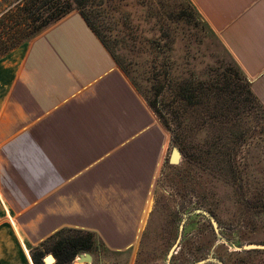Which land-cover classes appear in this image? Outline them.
Returning <instances> with one entry per match:
<instances>
[{"label": "crops", "instance_id": "crops-1", "mask_svg": "<svg viewBox=\"0 0 264 264\" xmlns=\"http://www.w3.org/2000/svg\"><path fill=\"white\" fill-rule=\"evenodd\" d=\"M190 1L264 106V0ZM1 60L0 264H34L64 228L133 247L165 156L152 111L77 11Z\"/></svg>", "mask_w": 264, "mask_h": 264}, {"label": "rangeland", "instance_id": "rangeland-1", "mask_svg": "<svg viewBox=\"0 0 264 264\" xmlns=\"http://www.w3.org/2000/svg\"><path fill=\"white\" fill-rule=\"evenodd\" d=\"M76 11L152 111L166 147L136 244L113 252L95 236L91 251L68 264H166L181 223L170 264L208 257L222 264H264V111L218 35L190 0H87L68 14ZM8 71L0 59V86ZM173 147L180 152L176 164L168 161ZM5 213L0 204V216ZM77 230L85 232L64 228L43 248ZM248 244L262 247L242 249ZM82 253L91 262L81 261Z\"/></svg>", "mask_w": 264, "mask_h": 264}, {"label": "trees", "instance_id": "trees-1", "mask_svg": "<svg viewBox=\"0 0 264 264\" xmlns=\"http://www.w3.org/2000/svg\"><path fill=\"white\" fill-rule=\"evenodd\" d=\"M86 1L87 0H0V59L13 49L31 39L34 35L40 33L49 25L66 16L72 9L81 8V6L85 5ZM80 15L99 38L87 17L81 13ZM100 41L106 48L104 42L101 39ZM248 92L252 95V99L255 100L256 104L264 111V106L253 93L251 85L248 88ZM154 111L156 110L154 109ZM173 140L179 144L180 134L176 133ZM59 231L57 232L59 233ZM57 232L54 234H57ZM77 232L79 234L68 238L61 237L57 241H53L54 243L49 247L43 248L45 243L54 235L53 234L38 246L33 247L30 250L33 263L45 264L43 262V255L47 252H51L56 259L52 264H68L78 253L91 251L93 237H95V235L89 231L82 232L77 230Z\"/></svg>", "mask_w": 264, "mask_h": 264}, {"label": "water", "instance_id": "water-1", "mask_svg": "<svg viewBox=\"0 0 264 264\" xmlns=\"http://www.w3.org/2000/svg\"><path fill=\"white\" fill-rule=\"evenodd\" d=\"M179 158H180V152L179 150L176 148V147H173L172 150H171V154H170V157L168 159L169 163L171 164H176L178 163L179 161ZM199 212V211H198ZM203 214H205L206 216L209 217V219L211 220L213 226L217 227V224L215 222V220L210 217L205 211L202 212ZM182 227H183V223H181L180 227H179V233H178V236H177V239H176V242L174 243V245L171 247V249L168 251V254H167V259H166V264H170V257L174 251V249L176 248L177 244L179 243L180 239H181V231H182ZM262 246L260 245H256V244H248V245H244L242 246V249H249V248H261ZM81 260H85V261H90L92 260V257L89 253H82V254H79L78 255ZM208 260H213V261H216L217 263L219 264H222L219 260L215 259V258H212V257H208L207 259H204V260H200V261H197L195 262L194 264H203L204 262L208 261ZM50 261V262H49ZM43 262L45 264H52L55 262V257L53 254L51 253H48L46 254L44 257H43ZM89 262V263H90Z\"/></svg>", "mask_w": 264, "mask_h": 264}, {"label": "bare ground", "instance_id": "bare-ground-1", "mask_svg": "<svg viewBox=\"0 0 264 264\" xmlns=\"http://www.w3.org/2000/svg\"><path fill=\"white\" fill-rule=\"evenodd\" d=\"M80 259V258H79ZM81 260V259H80ZM81 261H85V260H81ZM89 261V260H88ZM50 262V261H49Z\"/></svg>", "mask_w": 264, "mask_h": 264}]
</instances>
